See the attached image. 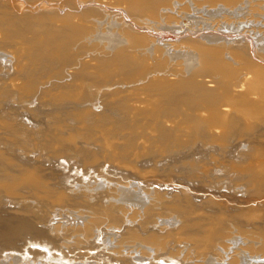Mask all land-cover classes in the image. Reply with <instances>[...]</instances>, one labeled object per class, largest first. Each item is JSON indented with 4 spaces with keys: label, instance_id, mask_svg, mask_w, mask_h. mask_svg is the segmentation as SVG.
Wrapping results in <instances>:
<instances>
[{
    "label": "bare ground",
    "instance_id": "bare-ground-1",
    "mask_svg": "<svg viewBox=\"0 0 264 264\" xmlns=\"http://www.w3.org/2000/svg\"><path fill=\"white\" fill-rule=\"evenodd\" d=\"M90 258L264 264V0H0V264Z\"/></svg>",
    "mask_w": 264,
    "mask_h": 264
},
{
    "label": "rangeland",
    "instance_id": "rangeland-1",
    "mask_svg": "<svg viewBox=\"0 0 264 264\" xmlns=\"http://www.w3.org/2000/svg\"><path fill=\"white\" fill-rule=\"evenodd\" d=\"M187 11H190V8H189V10H187ZM252 28V27H251ZM251 28H249V27H246L245 29V33L246 34H248V35H250L251 34V32H253L252 30L253 29H251ZM254 28V27H253ZM247 29H250L249 31L247 30ZM251 35H254L253 33L251 34ZM240 37V36H239ZM34 105H36V104H34ZM100 106H101V108H100ZM96 108H98V109H103V106L102 105H100L99 104V106H96ZM97 109V110H98ZM233 149H235V147L233 148ZM110 174H111V177H116V175L114 174V173H108V174H106L107 175V177L109 176L110 177ZM176 174H177V172H176ZM117 176H119V175H117ZM179 176V175H178ZM178 176H176V178H178V180H183V179H181V178H183V177H178ZM98 179V178H97ZM99 181H100V183H105L106 185L108 184V186H110V184H111V182L109 181V180H107L106 179V177H99V179H98ZM106 181V182H105ZM94 183V182H93ZM174 183V182H173ZM197 184V182H195V185ZM192 185V184H191ZM153 186H158L159 187V184L158 183H156V184H153ZM170 187H169V189H170V191H171V189H172V185H169ZM165 187V186H164ZM164 187H162V188H164ZM217 187H219V188H221V190H220V192L221 193H226V194H228L229 195V192H230V190H233V187H234V185L231 183V179H230V177H229V175H227V176H217L216 174H214L213 176H212V178H211V181H210V183L208 184V186L206 187V189H209L210 191H218V189L217 190H214V188H217ZM165 188H168L167 186L165 187ZM68 192H71L70 190H68ZM193 192V191H192ZM194 193V192H193ZM198 195H202V197H194V199L197 201V202H200L201 201V199L202 198H205V195L206 194H203V192H199V193H197ZM240 194V193H239ZM238 194V195H239ZM204 195V196H203ZM223 200H225V199H223ZM227 200V199H226ZM57 218H59V217H57ZM116 231H118V229H115ZM32 247H34V245H31ZM60 254V253H59ZM69 255H72L71 253H68ZM112 254H115V253H112ZM119 254H122V255H124L125 253H119ZM119 254H115V255H118L119 256ZM121 256V255H120ZM29 257H31L30 259H32V254H29ZM41 260H43V258H40ZM60 261V262H62V260H58V259H53V261ZM63 261H66V260H63ZM105 260H98V259H94V258H90V259H87V260H85L84 262H82V260L80 259H78V260H76V261H72V262H67L66 261V264H81V263H88V264H91V263H98V264H102L103 262H104ZM111 263V262H110ZM114 264H117V263H114Z\"/></svg>",
    "mask_w": 264,
    "mask_h": 264
}]
</instances>
